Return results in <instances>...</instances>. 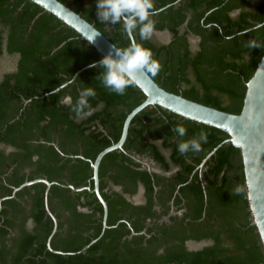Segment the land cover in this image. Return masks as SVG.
<instances>
[{"label": "trees", "instance_id": "1", "mask_svg": "<svg viewBox=\"0 0 264 264\" xmlns=\"http://www.w3.org/2000/svg\"><path fill=\"white\" fill-rule=\"evenodd\" d=\"M58 1L119 50L130 45L122 25L98 20L97 0ZM153 3L154 31H167L169 43L161 44L152 36L142 40L138 29L132 36L160 63L158 73L149 76L167 92L239 113L244 84L264 51V1L256 6L249 0ZM189 36L198 38L193 50ZM252 40L260 47H250ZM3 54L17 60L14 72L0 79V145L11 148L9 153L0 149V264H264L250 225L238 150L223 143L227 137L223 132L156 106L136 114L122 150L106 154L100 162L98 189L107 206V228L101 234L103 210L94 193L71 192L60 185L92 190L90 163L117 142L126 115L144 100L143 94L131 82L124 95L109 92L99 66L82 70L72 81L76 71L102 57L28 0H0V58ZM88 87L96 92L89 98L92 114L77 119L71 105ZM176 126L186 128L184 137L173 131ZM200 132L207 134L201 150L181 155L177 151L181 140ZM132 156L150 159L163 172L177 170L161 178ZM36 179L58 184L47 195L57 225L49 244L53 251L72 254L46 248L53 222L44 207V184L22 187L11 197L13 188ZM163 183L164 201L154 189ZM138 186L144 190L145 203L133 206L123 194L134 195ZM154 199L166 208L170 200L176 208H185L181 222L186 236L169 235L165 227L155 235L145 228L144 221L155 216ZM142 230L145 234H139ZM169 238L177 244L158 253ZM187 239L212 244L189 252L183 246Z\"/></svg>", "mask_w": 264, "mask_h": 264}, {"label": "water", "instance_id": "2", "mask_svg": "<svg viewBox=\"0 0 264 264\" xmlns=\"http://www.w3.org/2000/svg\"><path fill=\"white\" fill-rule=\"evenodd\" d=\"M28 1L41 8L43 12L52 15L64 26L73 30L82 40L98 52L102 58L111 50L114 55L115 49H118L92 24L84 20L79 14L75 13L58 0ZM260 25L261 24H258L255 27H259ZM93 31L99 32L100 34L95 38V43L90 44L87 37L91 35ZM164 34L166 35L167 32H164ZM129 39L131 42L133 37H129ZM86 68H88V66L79 69L73 76H77ZM130 82L143 94L144 100L126 115L122 123L120 136L117 142L99 152L93 162L90 163L92 171L91 180L93 181L92 190L88 187L75 188L72 185L60 186L68 188L71 192H78L86 189L87 191L94 193L103 210L102 234L107 228V206L98 189L99 164L106 154L122 150L127 137L130 122L136 114L148 106L159 107L183 119L212 127L223 132L227 136L223 143H228L233 148L238 150L242 165L243 188L249 212L250 225L254 227V233L257 235L258 242L264 256V51L260 60L256 64L252 75L244 84L245 91L242 99V105L239 113L237 114L205 106L188 100L181 95L167 92L159 87L149 75H138L135 80ZM63 86H65V84L61 87ZM220 146L221 144L213 148L205 159L202 160L199 167H202L206 159H208ZM34 183H42L45 186L44 207L47 215L53 222L51 234L46 241V248L49 251L58 254H72L53 251L49 244L52 235L56 232L57 225L56 219L48 209L47 195L49 188L52 185H58L56 182H48L45 179L26 181L18 188H13L11 197H13L14 193L20 188L30 186ZM142 192L143 189L140 188L139 194H142ZM94 242L95 240H92L90 244ZM87 247L88 245L83 247L78 252L84 251Z\"/></svg>", "mask_w": 264, "mask_h": 264}, {"label": "clouds", "instance_id": "3", "mask_svg": "<svg viewBox=\"0 0 264 264\" xmlns=\"http://www.w3.org/2000/svg\"><path fill=\"white\" fill-rule=\"evenodd\" d=\"M153 0H97L96 15L100 22L110 23L111 25L120 24L124 32L132 37L136 30L142 40L151 38L154 32V22L150 18L154 15ZM99 32L93 31L87 37L90 44L95 43V38ZM250 47H260L255 40L250 41ZM101 67L104 71L100 76L103 86L111 93L124 95L129 87L130 81L137 78L138 75L155 76L160 70V63L153 57L149 48L137 43L134 39L130 45L123 50L115 49V54L111 50L103 56L99 62H93L88 67ZM78 76H72L75 81ZM96 96L92 87L82 89L79 97L71 110L75 113L77 119L87 118L92 114L89 98ZM173 131L179 136L184 137L187 130L184 126H176ZM207 142V134L200 132L198 136L188 140H181L177 145V151L181 155L188 152H199L202 143ZM239 191V189H237Z\"/></svg>", "mask_w": 264, "mask_h": 264}, {"label": "flooded vegetation", "instance_id": "4", "mask_svg": "<svg viewBox=\"0 0 264 264\" xmlns=\"http://www.w3.org/2000/svg\"><path fill=\"white\" fill-rule=\"evenodd\" d=\"M263 1L264 0H249L250 4L252 6H256V5L260 4V3H262ZM236 13L237 12H234L231 15L233 16ZM155 32L156 33L157 32L164 33V32H167V31H154L153 33H155ZM166 35L168 36L167 43H169L170 34L167 32ZM191 40H194L196 42V44L198 42V38L193 37V36H189L188 41L190 43V46H191ZM156 41L161 43V44H167V43L160 42L158 40H156ZM1 58H8V59H13L14 58L13 69L11 71H7V72H4V73L14 72L17 58L16 57H9V56H7L5 54H3V56ZM0 149L4 150L5 153H9L11 151V148H9L7 146H4V145H0ZM164 154H167V152L164 151ZM132 159H134V161H136V162H139L142 165V167H143V164H142L143 161L144 162H146V161L150 162L151 165L153 166V169H150V168H145V169L148 170L149 172L157 174L161 178H169L177 170L176 168H173L170 171L163 172L159 168H157L154 165V163L148 158H141L139 156H135V157L132 156ZM202 167H203V165H202ZM202 167L198 166L199 169H202ZM154 171H157V172H154ZM164 187H165V183H163V184H161V185H159V186L154 188L155 192H158L162 196L163 201L166 200L165 198L167 196V194L165 193ZM111 188L114 191H117V192L121 191V188L119 186H111ZM140 188H142V186H138L137 191H136V193L134 195L129 196L127 194H123V197L125 198V200L127 202H129L130 204H132L133 206H141V205H143L145 203L144 190H143L142 194H139V189ZM135 198H138V200H140V202H136ZM167 205H168V207L166 208L165 206H163V204L161 202H158L156 199H154L153 210L155 211V216L153 218H149V219L147 218L144 221L145 228H150L152 230L151 234H155V235H161V229L163 227H165L168 230H170L171 233L169 232V235L170 234L171 235L172 234H176L178 236H180V235L186 236L187 235V231H186L185 228L182 227L183 222H181V219L183 217V213L186 212L185 208H181V209L176 208L172 204L171 200L167 202ZM81 211L86 212L85 209H81ZM164 211H166L165 214H163ZM184 222H186V219H185ZM180 223H181V225H180ZM27 226L28 227L31 226L30 221H28ZM139 234H145V230H142ZM133 235H134V233L132 232L129 235V237H131ZM146 238H149V235H146ZM175 244H177L176 241L169 238L167 240V244H165L163 247H159L157 252L161 253L165 248L171 247V246H173ZM203 244L204 245H211L212 243H211L210 240L193 241V240H188L187 239V240L184 241L183 246H184L185 250H192L193 245H203Z\"/></svg>", "mask_w": 264, "mask_h": 264}, {"label": "rangeland", "instance_id": "5", "mask_svg": "<svg viewBox=\"0 0 264 264\" xmlns=\"http://www.w3.org/2000/svg\"><path fill=\"white\" fill-rule=\"evenodd\" d=\"M152 37L155 40H158V41L163 42V43H167V41H168V36L165 35L164 33H156L155 32L152 34ZM195 47H196V42L194 40H191V49H195ZM13 66H14V58L13 59L0 58V77L4 72L11 71L13 69ZM142 164H143L144 168L153 169V166L151 165L150 162H147V161L144 162L143 161ZM135 201L140 202V200H138V198H135Z\"/></svg>", "mask_w": 264, "mask_h": 264}, {"label": "crops", "instance_id": "6", "mask_svg": "<svg viewBox=\"0 0 264 264\" xmlns=\"http://www.w3.org/2000/svg\"><path fill=\"white\" fill-rule=\"evenodd\" d=\"M208 246H210V245H204V244L203 245H193L192 250H187V251L195 252V251H199V250H201V249H203L205 247H208Z\"/></svg>", "mask_w": 264, "mask_h": 264}]
</instances>
